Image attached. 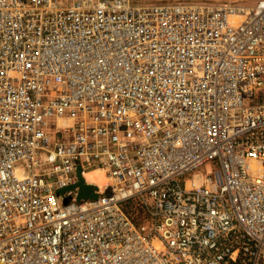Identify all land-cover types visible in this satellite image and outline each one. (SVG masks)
Here are the masks:
<instances>
[{"label": "built area", "instance_id": "2783aa9c", "mask_svg": "<svg viewBox=\"0 0 264 264\" xmlns=\"http://www.w3.org/2000/svg\"><path fill=\"white\" fill-rule=\"evenodd\" d=\"M0 264H264V0H0Z\"/></svg>", "mask_w": 264, "mask_h": 264}, {"label": "rangeland", "instance_id": "374dc122", "mask_svg": "<svg viewBox=\"0 0 264 264\" xmlns=\"http://www.w3.org/2000/svg\"><path fill=\"white\" fill-rule=\"evenodd\" d=\"M136 2H167V1H175V0H134ZM183 1V0H182ZM184 1H212V2H223V1H233V2H240V3H244L247 5H251L253 4L256 0H184ZM124 205L127 206L128 210H130V212H135L134 214L137 216V218H140V220L145 219V213L143 212V210H139L137 208V202L132 200V201H128L123 203V208ZM126 211V210H125ZM139 212V213H138ZM128 213V212H127ZM138 213V214H137ZM132 215V214H131Z\"/></svg>", "mask_w": 264, "mask_h": 264}, {"label": "bare ground", "instance_id": "6f19581e", "mask_svg": "<svg viewBox=\"0 0 264 264\" xmlns=\"http://www.w3.org/2000/svg\"><path fill=\"white\" fill-rule=\"evenodd\" d=\"M84 177L89 183H92L95 186L97 185L99 187H102V185L106 183V178L99 169H94L85 172Z\"/></svg>", "mask_w": 264, "mask_h": 264}, {"label": "water", "instance_id": "95a60500", "mask_svg": "<svg viewBox=\"0 0 264 264\" xmlns=\"http://www.w3.org/2000/svg\"><path fill=\"white\" fill-rule=\"evenodd\" d=\"M78 176H79V180L77 182V185L79 186L80 190H79V194L78 196L79 197H89V196H92L94 194V188L85 183L82 176L80 175V170L78 169Z\"/></svg>", "mask_w": 264, "mask_h": 264}, {"label": "trees", "instance_id": "16d2710c", "mask_svg": "<svg viewBox=\"0 0 264 264\" xmlns=\"http://www.w3.org/2000/svg\"><path fill=\"white\" fill-rule=\"evenodd\" d=\"M128 201H132V200H128ZM128 201H126V202H128ZM137 208L139 209V210H141L142 208L139 206V205H137ZM124 209L126 210V212H128L130 215L132 214V216H133V218L135 219V220H139V219H137V217H136V215L134 214L135 212L133 211V212H130V210H128V208H127V206L126 205H124ZM139 213V212H138ZM137 213V214H138Z\"/></svg>", "mask_w": 264, "mask_h": 264}]
</instances>
